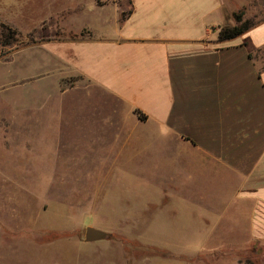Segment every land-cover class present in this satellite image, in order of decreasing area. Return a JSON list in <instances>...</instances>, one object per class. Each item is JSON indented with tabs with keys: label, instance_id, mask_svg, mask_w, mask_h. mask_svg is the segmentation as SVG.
<instances>
[{
	"label": "crops",
	"instance_id": "crops-1",
	"mask_svg": "<svg viewBox=\"0 0 264 264\" xmlns=\"http://www.w3.org/2000/svg\"><path fill=\"white\" fill-rule=\"evenodd\" d=\"M233 1L0 0V25L45 35L0 59L1 102L17 112L25 84L27 102L70 95L127 148L170 150L172 181L219 183L159 194L172 232L148 238L157 254L139 264H244L264 249V17L219 43Z\"/></svg>",
	"mask_w": 264,
	"mask_h": 264
},
{
	"label": "rangeland",
	"instance_id": "rangeland-1",
	"mask_svg": "<svg viewBox=\"0 0 264 264\" xmlns=\"http://www.w3.org/2000/svg\"><path fill=\"white\" fill-rule=\"evenodd\" d=\"M244 1V11L241 0L231 9L252 15L246 22L253 25L264 17V0ZM31 36H20L17 46ZM13 46L3 47L0 37V59ZM29 86L19 90L17 112L0 101V264H139L157 254L148 238L172 232L157 224L159 194L219 186L172 181L178 167L170 150L135 141L129 149L126 131L88 124L70 95L39 99L36 93V102H27ZM87 228L110 237L86 244ZM244 258V264H264V249L258 259Z\"/></svg>",
	"mask_w": 264,
	"mask_h": 264
},
{
	"label": "trees",
	"instance_id": "trees-1",
	"mask_svg": "<svg viewBox=\"0 0 264 264\" xmlns=\"http://www.w3.org/2000/svg\"><path fill=\"white\" fill-rule=\"evenodd\" d=\"M233 19L236 23L235 27H229L225 26L222 27L218 34V42L224 43L228 41L235 40L242 35H244L246 32H248L252 28V24L248 22H243V14H234ZM0 31H1V43L3 47L13 46L17 45L18 38L20 37L19 34L16 31L11 30L9 27L0 25ZM28 44H34L35 40L32 39V36L30 38ZM45 39V35L40 39L43 41Z\"/></svg>",
	"mask_w": 264,
	"mask_h": 264
},
{
	"label": "water",
	"instance_id": "water-1",
	"mask_svg": "<svg viewBox=\"0 0 264 264\" xmlns=\"http://www.w3.org/2000/svg\"><path fill=\"white\" fill-rule=\"evenodd\" d=\"M110 235L99 231L95 230L93 228H87L85 230V235H84V242L86 244H92V243H98V242H104L106 241Z\"/></svg>",
	"mask_w": 264,
	"mask_h": 264
}]
</instances>
